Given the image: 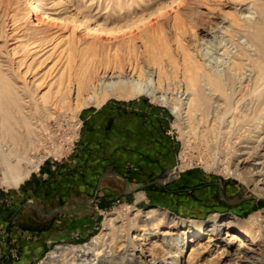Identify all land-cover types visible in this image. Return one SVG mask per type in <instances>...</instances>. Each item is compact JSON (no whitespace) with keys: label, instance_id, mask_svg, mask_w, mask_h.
<instances>
[{"label":"rangeland","instance_id":"obj_1","mask_svg":"<svg viewBox=\"0 0 264 264\" xmlns=\"http://www.w3.org/2000/svg\"><path fill=\"white\" fill-rule=\"evenodd\" d=\"M263 1L184 0L178 5L179 1L175 0H0V83H8L10 96H20L32 102L40 96L52 98L56 79L65 66V48L72 47V42L76 43L77 48L71 63V72L75 77L83 70L93 71L95 67L100 72L103 60L114 51L118 41L124 53L128 48L134 47L151 56L161 49L165 64L169 57L179 60L182 53L179 45L190 49L194 55L198 48V57L203 59L210 56L207 61L212 64L217 61L219 70L223 72L231 62V54L224 55L222 52L223 44L227 43L226 46L232 52L236 50L231 44L230 31H238V25L245 22L244 16L255 17L254 14L245 15L241 12L245 13L247 7L253 6L252 3L261 4ZM165 5L168 7L159 12L158 16L155 13L151 15L157 8ZM42 12L46 13L48 21L44 29L35 26V15ZM71 12L85 21L84 28H77L73 36L71 30L74 24L61 20ZM134 12L147 17L144 23L153 25L154 30L137 34L132 42H126L130 31L135 29V26H126ZM124 16H127L124 19L126 21L123 20ZM143 25L136 24V27L143 28ZM94 28H114L115 31L112 35H106L94 32ZM135 31L138 32V29ZM237 33L239 37V32ZM97 36L111 38L112 43L109 44H114L111 52L108 51L110 48L99 45ZM117 36L120 40L114 38ZM221 39L223 41L218 44ZM239 41L245 42L244 38ZM164 49H167L169 56L165 55ZM204 53H207L205 57L200 56ZM142 55L145 61L146 57ZM224 59L227 63H224ZM143 65H147V62H143ZM148 67L153 71L154 78H157V67L152 64ZM95 76L92 74L91 78ZM75 77L73 81L76 80ZM180 78L179 74L178 79ZM179 85H182V81H165L168 91L173 89L176 92V86ZM26 90H31L32 94L27 95ZM70 96L73 97V94ZM212 100H215V96H212ZM105 105L131 107L134 113L142 115L139 127L141 130L136 140L140 146L146 147L145 155L148 153L150 162L155 165V172L152 171L153 174L143 180L146 183L159 180L164 182L167 189L157 184L145 186L143 182L133 191L142 192V200L135 202L134 196H130L109 201L105 207L94 210L95 215L91 219H84L83 222L78 219V225L67 239L51 243L40 258L29 264H40L47 260V255L59 245L75 246L81 253L95 235L105 230L106 216L116 217V241L111 248L104 247L105 251L99 257L83 255L75 264H264V112L246 126L236 124L230 129L223 126L222 134L212 138L209 133L212 125L210 117L194 131L186 129L183 133L180 130L182 125H176L175 115L169 108L145 95L132 99L109 97L100 105L90 104L79 111L50 109L56 117L49 121H44L39 116L40 111H35L26 126L18 119L19 113L13 110L10 120L14 129L11 136L1 138L0 121V146L3 150H8L9 147L26 150L30 162H23L22 165L30 168L31 174L42 166L47 173L43 183L49 180L48 172L54 174L53 182L58 183L68 174L78 172L79 168L83 169L88 161L87 157L93 155L92 151H88L87 155L83 148L77 147L84 143H81L82 138L85 139L82 136L86 126L83 114ZM1 112L0 109V118ZM204 132L206 134L203 137ZM36 135L41 137L44 145L38 153L29 149L34 146L31 142L35 141ZM16 137H20V142H16ZM43 156L45 158L36 166L38 157ZM236 171L249 177L251 181L245 183L237 179L232 174ZM177 179L179 183L173 184ZM2 181L4 178L0 169V199L2 194L15 193L20 189L6 186ZM212 181L220 182L222 195L215 185L198 190H184ZM254 182L258 185L254 186ZM253 186L259 188L260 197L254 193ZM11 201L15 202L17 198L10 196L6 200L2 199L4 204H11ZM150 208L177 220L202 223L205 231L198 237L187 236L182 243L177 244V241L169 239L170 236L164 239L162 230L165 226L150 230L144 236L135 229H130L125 236L119 235V225H125L135 212H138V217L143 218ZM252 216L257 222L254 224L255 228L251 227ZM225 218L234 219L237 226L231 229L220 227L217 235L208 240L207 229L217 226ZM72 223L74 225L76 221L72 220ZM173 232L177 234L179 230L175 229ZM246 232L254 235L259 232V235L251 240ZM232 233L238 239H233ZM135 236L137 237L134 238ZM166 239L174 244L167 245ZM16 249L18 247L13 246L9 259L11 262L0 261V264H18L16 261L19 254Z\"/></svg>","mask_w":264,"mask_h":264},{"label":"bare ground","instance_id":"obj_2","mask_svg":"<svg viewBox=\"0 0 264 264\" xmlns=\"http://www.w3.org/2000/svg\"><path fill=\"white\" fill-rule=\"evenodd\" d=\"M176 1H179L177 3L179 5L184 0ZM252 4L253 6L247 7L245 13L241 12V14H254L255 17L244 16L245 22L238 25V31H230L231 44L236 48L235 52H232L226 46L227 43L222 46L224 55L231 54V62L227 64V68L225 70L223 69V72L219 70L220 65L216 60V62L213 61L215 62L213 64L207 61L210 56L203 59L198 57V48H196L197 54L194 55L190 49L183 48L182 45H179L182 50L179 60L169 57L168 63L165 64L161 49L154 52L151 56H147L144 51L139 52L134 47L128 48L124 53L120 45H118L119 41L114 47V44H109L112 43L111 38L104 39L97 36L96 38L102 48H110L108 51L111 52V49L114 47V51L105 57L106 60H103V64L101 63L100 72L97 71L98 67H95L93 71L83 70L82 73H79L75 77L71 72V63L74 59L73 53L77 51V48L76 43L72 42V47L65 48V66L62 68L61 73H59L55 82L56 85L53 87L55 88L53 89L54 95L52 94L53 99L40 96L38 99H33L34 102H32L29 99L24 100L20 96H10L8 83L4 81L0 83V109L2 111L0 118L2 129L1 138L5 135L11 136L12 130L14 129V125L10 120L13 117V110L19 113L20 118L18 119L21 120L23 126H26L30 122V118L34 116L35 111H40L39 116L44 121H49L56 117L50 109H72L79 111L90 104H95V106L100 105L109 97L132 99L140 95H145L152 101H156L169 108L170 112L175 115L176 125H182V127L180 126V130L183 133L186 132V129L187 131H194L201 122L208 121L209 117L212 122L211 128L209 129L212 138H217L222 134L221 127L223 126L230 129L236 124L241 126L250 124L257 116L264 112V1L261 4ZM167 5L157 8L151 15L155 13L158 16L159 12L168 7ZM250 9L255 11H250ZM130 17L129 21H127L129 24L125 25L128 28L135 26L138 32L135 29L130 31L126 42H132L137 34L142 35L145 32L147 33V31L154 30L152 29L154 28L153 25L148 26L147 23H144L147 17L143 16L142 13L134 12ZM126 18L127 16H124L123 20ZM35 20V26L41 27L42 29L48 23L45 12L41 14L36 13ZM61 20L74 24L71 30L72 36L77 28L85 25L84 19H80L77 14L72 12L64 15ZM140 23L144 24L143 28L136 27V24ZM92 30L106 35H112L113 31H115L114 28H94ZM237 32H239V37H237ZM114 38L120 40L119 36ZM240 38H244L245 42L241 43L239 41ZM201 40L204 39L202 38ZM222 41L223 39L219 40L218 44H221ZM96 47L98 48V46ZM90 50L92 51V47ZM164 52L165 55L169 56L167 49H164ZM142 54L146 57L145 61L143 60ZM205 55L207 53L201 54L200 56L205 57ZM143 62H147V65H143ZM224 63H227V61ZM150 64L157 67V78H154L153 71L148 67ZM247 71L248 74H246ZM92 74L96 76L91 78ZM179 74L182 77L180 79H178ZM74 77L76 79L75 81H73ZM169 79H176L179 83L182 81V89L179 85L176 86V92L173 89L172 91H168L169 87H165V81ZM26 93L27 95L32 94L31 90H26ZM71 94H73V97L70 96ZM212 96H215V100H212ZM213 103L214 105L217 104L213 106ZM24 110L29 112V114H26ZM16 124L18 125L19 121ZM205 134L206 132L202 136L204 137ZM257 137H260V135ZM16 138L18 139L16 142H20V137ZM13 140L15 141L14 138ZM31 143H34V146L29 149L34 150L36 153L40 151L41 147L44 148L39 135H36L35 141ZM31 143L30 145H32ZM43 158L45 156L38 157L36 166ZM29 160L30 156L26 153V150L21 151L18 147H9L8 150H3V147L0 146V169L3 173V184L5 183L6 186L10 187H17L31 171L30 168L22 165L23 162L26 164L29 163ZM232 174L237 179L245 181V183L251 181L249 177L247 178L237 171L232 172ZM254 183V186L258 185L257 182ZM252 189L257 196H261V193L258 191L259 188L256 189L254 187ZM104 220L105 230L95 235L83 247L84 249L81 253L78 252L75 246L59 245L47 255V260L41 261L40 264H75V261L83 255H91L96 258L102 255L105 251L103 250L104 247L111 248L112 243L118 237L114 234L116 217L106 216ZM250 222L251 227L255 228L256 226L254 224H257V222L254 216L251 217ZM161 226L166 227L162 230L164 239L166 236H170L169 239L171 241H177L175 244L182 243L187 236H201L205 231L202 223L182 219L177 220L175 217H168L164 213H159L156 209L150 208L145 212L143 218L138 217V212H135L125 225H119V235L125 236L129 234L130 229H135L136 232L144 236L148 231L158 229ZM235 226H237V223L234 219L225 218L217 226L214 225L207 229V239L211 240L213 236H216L220 227L231 229ZM175 229L179 230L177 234L173 232ZM257 231H259L258 226ZM173 235L176 236L173 237ZM232 235L233 239H238L235 234L232 233ZM258 235L259 232L256 235L246 232V236L251 240H254ZM166 240L167 245L174 244L173 242L170 243L168 239ZM243 256L246 258V254Z\"/></svg>","mask_w":264,"mask_h":264},{"label":"crops","instance_id":"obj_3","mask_svg":"<svg viewBox=\"0 0 264 264\" xmlns=\"http://www.w3.org/2000/svg\"><path fill=\"white\" fill-rule=\"evenodd\" d=\"M132 110L123 105H105L84 113L86 126L82 136L85 139L82 138L81 143H84L77 147L83 148L87 155L92 151L93 155L87 157L83 169L68 174L58 183L53 182L54 174L48 172L49 180L43 183L47 173L39 166L15 187H20L18 191L2 194L4 200L15 196L17 201L4 204L0 199V261L11 262L15 246L18 247V264L34 262L51 243L67 239L78 225L77 221L91 219L94 210L105 207L109 201L130 196H134L135 202L142 200V192L133 191L143 182L145 186L157 184L167 189L159 180L147 183L143 180L155 172V165L150 162L148 153L145 155L146 147L136 140L142 115ZM176 182L179 183V179L173 184ZM211 185L217 186L222 195L218 181L184 190ZM72 220L76 221L74 225Z\"/></svg>","mask_w":264,"mask_h":264}]
</instances>
